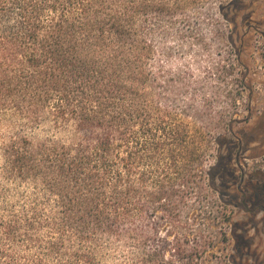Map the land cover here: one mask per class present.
Returning <instances> with one entry per match:
<instances>
[{
  "label": "trees",
  "instance_id": "obj_1",
  "mask_svg": "<svg viewBox=\"0 0 264 264\" xmlns=\"http://www.w3.org/2000/svg\"><path fill=\"white\" fill-rule=\"evenodd\" d=\"M208 1L0 0V264H235L206 201L235 113L176 59Z\"/></svg>",
  "mask_w": 264,
  "mask_h": 264
},
{
  "label": "rangeland",
  "instance_id": "obj_2",
  "mask_svg": "<svg viewBox=\"0 0 264 264\" xmlns=\"http://www.w3.org/2000/svg\"><path fill=\"white\" fill-rule=\"evenodd\" d=\"M200 11L198 38L191 48L185 42V56L176 59L193 72L201 91L213 97V110L228 107L236 121L220 154L214 151L211 161L218 166L206 201L214 209L224 206L232 217L226 227L228 243L218 247L221 255L235 264H264V0L223 6L209 0ZM232 87L236 103L227 95ZM6 130L7 124H0V136Z\"/></svg>",
  "mask_w": 264,
  "mask_h": 264
}]
</instances>
